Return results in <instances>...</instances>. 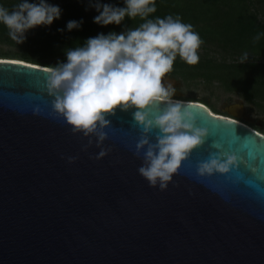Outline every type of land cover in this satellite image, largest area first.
<instances>
[{"label": "water", "instance_id": "obj_1", "mask_svg": "<svg viewBox=\"0 0 264 264\" xmlns=\"http://www.w3.org/2000/svg\"><path fill=\"white\" fill-rule=\"evenodd\" d=\"M48 67L0 57V264H264V133L240 107L226 116L181 99L209 134L161 190L138 172L134 109L107 117L110 151L96 159V137L85 149L53 112ZM216 151L239 166L199 175Z\"/></svg>", "mask_w": 264, "mask_h": 264}, {"label": "clouds", "instance_id": "obj_2", "mask_svg": "<svg viewBox=\"0 0 264 264\" xmlns=\"http://www.w3.org/2000/svg\"><path fill=\"white\" fill-rule=\"evenodd\" d=\"M88 4L98 13L93 22L100 25H120L126 16H139L144 22L120 32L97 33L82 46L67 48L66 60L45 70L49 75L44 90L52 97V110L72 126L73 133L88 137L85 149L93 143L92 136L96 137L100 150L95 158L100 159L110 151L103 146L105 128L111 123L107 117L115 114L117 106L121 111L134 109L131 115L140 129L135 155H142L138 172L150 186L164 190L182 160L204 143L209 128L197 123L196 105L175 98L173 83L162 82V77L172 71L177 55L188 64L198 63L197 49L203 41L194 26L179 15L146 19L156 11V0H123V6L103 0H88ZM61 13L62 8L50 0H21L11 10L0 4V23L19 44L26 40L29 29L51 25ZM82 24L83 18L71 19L66 28L70 31ZM259 38L258 34L255 39ZM247 59L244 52L240 62ZM154 129L158 131L153 141L149 134ZM213 147L219 149L220 145L214 142ZM75 159L68 157L69 162ZM238 166L236 153L216 151L198 162L197 172L201 176L227 173Z\"/></svg>", "mask_w": 264, "mask_h": 264}, {"label": "trees", "instance_id": "obj_3", "mask_svg": "<svg viewBox=\"0 0 264 264\" xmlns=\"http://www.w3.org/2000/svg\"><path fill=\"white\" fill-rule=\"evenodd\" d=\"M21 0H0V4L11 10ZM62 8L61 16L51 25H38L29 29L26 40L17 44L8 34V29L0 23V41L16 45L18 52L0 54L11 55L28 62L51 66L41 62L44 55H61L66 59L65 50L82 46L85 39L97 33L117 32L136 28L144 21L141 17H125L120 25H100L93 22L97 15L88 0H50ZM123 6V0H103ZM168 14L179 15L185 23H191L193 31L198 32L202 43L199 62L188 64L177 55L171 72L167 73L186 81L201 78L204 81L216 80L225 90L239 94L246 102L264 108V0H156V11L146 18L164 17ZM83 18L80 28L67 30L68 20ZM63 28L64 31H58ZM259 34V39L255 37ZM248 53L247 61L241 63L240 57ZM0 53L2 51L0 50ZM10 57V56H8ZM58 61V62H59ZM183 100H203L182 97ZM208 106V105H207ZM209 107V106H208ZM226 115V112H218ZM246 123L243 120H240ZM263 133L262 128L254 127Z\"/></svg>", "mask_w": 264, "mask_h": 264}, {"label": "rangeland", "instance_id": "obj_4", "mask_svg": "<svg viewBox=\"0 0 264 264\" xmlns=\"http://www.w3.org/2000/svg\"><path fill=\"white\" fill-rule=\"evenodd\" d=\"M0 54H9L18 52L19 48L16 45L1 42L0 41ZM202 49L198 48L197 52ZM11 57V55H8ZM6 56V57H8ZM60 59L61 55H44L41 57V62L45 64H55ZM66 60V59H65ZM175 79L173 84L176 88L174 97H193L196 99L203 100L212 111L227 112L228 107L238 106L240 107V113L238 119L243 120L246 123L262 128L261 131L264 133V108L261 105L252 104L246 102L239 94L225 90L216 80L204 81L201 78L188 79L186 81L179 77L171 76Z\"/></svg>", "mask_w": 264, "mask_h": 264}, {"label": "bare ground", "instance_id": "obj_5", "mask_svg": "<svg viewBox=\"0 0 264 264\" xmlns=\"http://www.w3.org/2000/svg\"><path fill=\"white\" fill-rule=\"evenodd\" d=\"M212 113H215L213 112L207 105H205ZM238 107V106H237ZM215 114H219V113H215ZM220 115V114H219Z\"/></svg>", "mask_w": 264, "mask_h": 264}, {"label": "snow or ice", "instance_id": "obj_6", "mask_svg": "<svg viewBox=\"0 0 264 264\" xmlns=\"http://www.w3.org/2000/svg\"><path fill=\"white\" fill-rule=\"evenodd\" d=\"M22 76H24V74H21ZM230 122H232V121H230ZM232 123H234V122H232Z\"/></svg>", "mask_w": 264, "mask_h": 264}, {"label": "flooded vegetation", "instance_id": "obj_7", "mask_svg": "<svg viewBox=\"0 0 264 264\" xmlns=\"http://www.w3.org/2000/svg\"><path fill=\"white\" fill-rule=\"evenodd\" d=\"M227 114V113H226Z\"/></svg>", "mask_w": 264, "mask_h": 264}]
</instances>
